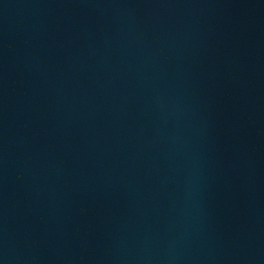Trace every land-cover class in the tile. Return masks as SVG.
<instances>
[{"label": "water", "instance_id": "water-1", "mask_svg": "<svg viewBox=\"0 0 264 264\" xmlns=\"http://www.w3.org/2000/svg\"><path fill=\"white\" fill-rule=\"evenodd\" d=\"M0 264H264V0H0Z\"/></svg>", "mask_w": 264, "mask_h": 264}]
</instances>
